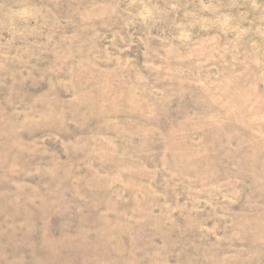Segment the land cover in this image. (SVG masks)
<instances>
[{
    "label": "rangeland",
    "instance_id": "1",
    "mask_svg": "<svg viewBox=\"0 0 264 264\" xmlns=\"http://www.w3.org/2000/svg\"><path fill=\"white\" fill-rule=\"evenodd\" d=\"M0 264H264V0H0Z\"/></svg>",
    "mask_w": 264,
    "mask_h": 264
}]
</instances>
